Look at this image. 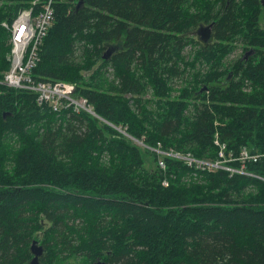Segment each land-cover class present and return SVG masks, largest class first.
I'll return each mask as SVG.
<instances>
[{"label": "trees", "instance_id": "16d2710c", "mask_svg": "<svg viewBox=\"0 0 264 264\" xmlns=\"http://www.w3.org/2000/svg\"><path fill=\"white\" fill-rule=\"evenodd\" d=\"M32 1L0 0V78L2 22ZM78 1L52 0L31 75L91 112L0 85V264H32L34 240L38 264H264V0ZM216 140L258 157L161 169L138 144L214 161Z\"/></svg>", "mask_w": 264, "mask_h": 264}, {"label": "built area", "instance_id": "2783aa9c", "mask_svg": "<svg viewBox=\"0 0 264 264\" xmlns=\"http://www.w3.org/2000/svg\"><path fill=\"white\" fill-rule=\"evenodd\" d=\"M40 0H33L32 6L22 9L11 21L2 22V26L9 33L10 51L7 56L10 66L3 72L0 85L32 90L37 93L39 104L49 103L54 109L71 108L73 111L85 110L91 112L83 98L74 96L75 85L65 81H42L32 78L31 70L38 60V46L46 34L53 18L52 0L34 5ZM34 7V9H33ZM218 158L214 161L194 158L190 153H182L173 149L166 150L158 143L151 150L157 154L158 167L165 169V156L183 160L190 166L201 168H221L230 172L246 173L245 164L249 160H256L258 155L251 154L243 148L237 155L233 152L226 153L224 144L218 143ZM234 161L239 166L232 165ZM163 185H168V180L163 179Z\"/></svg>", "mask_w": 264, "mask_h": 264}, {"label": "water", "instance_id": "95a60500", "mask_svg": "<svg viewBox=\"0 0 264 264\" xmlns=\"http://www.w3.org/2000/svg\"><path fill=\"white\" fill-rule=\"evenodd\" d=\"M82 0H79L77 2V6L81 4ZM212 24L206 25V26H200L197 29V34L200 35V39L203 41H207L210 38V28ZM250 51H248L245 56L247 57ZM31 252L33 253V258L31 260L32 264H38V258L43 253V246L39 244L36 240H34L31 244ZM100 264V263H99Z\"/></svg>", "mask_w": 264, "mask_h": 264}, {"label": "rangeland", "instance_id": "374dc122", "mask_svg": "<svg viewBox=\"0 0 264 264\" xmlns=\"http://www.w3.org/2000/svg\"><path fill=\"white\" fill-rule=\"evenodd\" d=\"M76 5H77V3H76ZM203 26H205V25H203ZM199 28V26L194 30V32H193V36L196 38V39H199L200 38V35L199 34H197V29ZM8 43H9V41H8ZM11 46V45H10ZM191 48L190 47H188L187 49H186V52L187 51H189ZM243 53H244V51H243V49H242V46L241 45H239L235 50H234V52L233 53H231L230 54V56L228 57V60L229 59H233V58H235V57H238V56H242L243 55ZM179 81H180V79H176V82L177 83H179ZM122 131V130H121ZM139 142H141V141H139ZM138 144H140V143H138ZM142 146V145H141ZM142 147H144V146H142ZM145 148V147H144ZM144 157H147V160H146V166L147 167H154V166H156V162H154L153 160H152V157L151 156H147V154H145L144 153ZM193 177H195V176H193ZM166 179V178H165ZM188 179V178H187ZM249 190H251V188H244V190L242 191V192H248ZM72 264H81V261H76V262H74V263H72Z\"/></svg>", "mask_w": 264, "mask_h": 264}, {"label": "bare ground", "instance_id": "6f19581e", "mask_svg": "<svg viewBox=\"0 0 264 264\" xmlns=\"http://www.w3.org/2000/svg\"><path fill=\"white\" fill-rule=\"evenodd\" d=\"M46 1V0H45ZM57 2V1H56ZM53 5V4H52ZM32 73V72H31ZM141 145L142 146H144L145 148H147L148 150H151V146H148V145H146V144H143V143H141Z\"/></svg>", "mask_w": 264, "mask_h": 264}, {"label": "flooded vegetation", "instance_id": "af4514ba", "mask_svg": "<svg viewBox=\"0 0 264 264\" xmlns=\"http://www.w3.org/2000/svg\"><path fill=\"white\" fill-rule=\"evenodd\" d=\"M106 264L103 260H99V261H97V262H94V263H91V264Z\"/></svg>", "mask_w": 264, "mask_h": 264}]
</instances>
